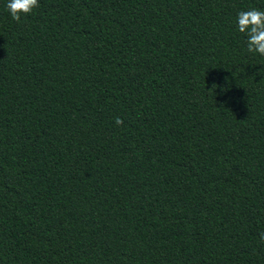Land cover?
Returning <instances> with one entry per match:
<instances>
[{
  "label": "trees",
  "instance_id": "16d2710c",
  "mask_svg": "<svg viewBox=\"0 0 264 264\" xmlns=\"http://www.w3.org/2000/svg\"><path fill=\"white\" fill-rule=\"evenodd\" d=\"M7 2L0 264H264V0Z\"/></svg>",
  "mask_w": 264,
  "mask_h": 264
},
{
  "label": "clouds",
  "instance_id": "9594fccd",
  "mask_svg": "<svg viewBox=\"0 0 264 264\" xmlns=\"http://www.w3.org/2000/svg\"><path fill=\"white\" fill-rule=\"evenodd\" d=\"M37 7L39 0H8L6 5L11 19L17 23ZM235 23L237 30L245 36L247 51L264 57V10L256 8L242 10L238 12ZM115 123L120 126L123 120L117 118ZM259 236L260 240L264 241V232Z\"/></svg>",
  "mask_w": 264,
  "mask_h": 264
}]
</instances>
